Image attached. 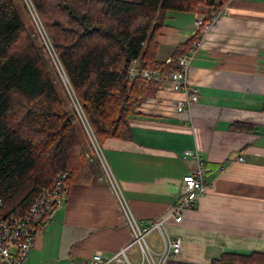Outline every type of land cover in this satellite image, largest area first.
Returning <instances> with one entry per match:
<instances>
[{"label":"crops","instance_id":"obj_1","mask_svg":"<svg viewBox=\"0 0 264 264\" xmlns=\"http://www.w3.org/2000/svg\"><path fill=\"white\" fill-rule=\"evenodd\" d=\"M226 5L228 11L213 19L189 67L188 81L199 99L179 110V100L187 96L162 79L156 93L128 118L131 137L103 142L131 210L143 224L168 211L191 167L202 162L208 169V189L184 219H171L163 231L148 236L156 251L163 250L166 237L182 239V251L164 264H212L224 252H255V261L237 264H264V0H228ZM204 14L196 12L177 25L166 18L157 58L170 61ZM237 122L256 129L236 131ZM132 236L103 174L88 183L69 182L63 205L35 235L21 264H86L95 251L112 255ZM140 261V249L132 245L128 261L110 264Z\"/></svg>","mask_w":264,"mask_h":264},{"label":"trees","instance_id":"obj_2","mask_svg":"<svg viewBox=\"0 0 264 264\" xmlns=\"http://www.w3.org/2000/svg\"><path fill=\"white\" fill-rule=\"evenodd\" d=\"M227 1L31 0L102 144L111 136L131 137L130 115L180 68L179 56L204 36L205 25ZM174 11L208 14L170 61L159 60L157 37ZM135 58L140 68H157L161 79L132 77ZM55 74L62 80L27 1L0 0V214L8 217L26 214L62 172L69 173L67 187L102 174L83 123L79 129L73 121V100L64 103ZM233 129L256 128L237 122ZM254 255L224 252L212 264L253 262Z\"/></svg>","mask_w":264,"mask_h":264},{"label":"built area","instance_id":"obj_3","mask_svg":"<svg viewBox=\"0 0 264 264\" xmlns=\"http://www.w3.org/2000/svg\"><path fill=\"white\" fill-rule=\"evenodd\" d=\"M226 9L218 11L217 15L224 14ZM213 18V19H214ZM203 22V17L197 19V25L200 26ZM211 22L205 25V33H208ZM205 36L195 42L189 52H185L178 58L180 68L168 74L167 78L173 87L181 90L187 96L186 99L179 100L178 109L182 110L189 106L191 102L199 99V93L195 86L188 81V71L190 64L196 57L199 49L203 45ZM133 64L130 67V75L132 77L138 74L148 79H161L160 71L157 68H143L136 65V58L133 59ZM60 76L67 87V90L80 113V117L84 118V111L81 103L77 99L74 91L70 87L68 76L60 65L58 67ZM164 79V78H162ZM90 131V130H89ZM93 141V148L98 153L101 167L105 166L106 180L110 183L111 188L117 196L121 208L127 215V223L130 226L133 236L132 240L121 247L112 255H105L102 251H95L86 264H110L112 261L126 262L128 261V250L132 245H137L141 252V261L139 264H164L169 257L179 255L182 251V239L180 237H166L163 250L156 251L149 243L148 236L155 230L163 231L165 224L169 220L181 222L185 217V211L195 204L198 198L208 189V183L205 180L207 172L206 166L201 162L195 167H191L190 171L185 173L181 182V192L176 201L169 207L168 211L154 220L143 224L131 210L119 182L110 166V163L103 153L102 144L98 143L94 133H90ZM100 152V153H99ZM186 155H196L198 153L191 150H186ZM239 160H244L240 155ZM67 177V173H61L59 180L51 189H46L42 192L39 199L26 214L22 216H11L0 214V256H2L6 264H21L28 252L31 250L35 235L40 233L49 222L53 219L58 209L63 205L66 197L67 189H64L63 180Z\"/></svg>","mask_w":264,"mask_h":264},{"label":"rangeland","instance_id":"obj_4","mask_svg":"<svg viewBox=\"0 0 264 264\" xmlns=\"http://www.w3.org/2000/svg\"><path fill=\"white\" fill-rule=\"evenodd\" d=\"M225 7H226V11H228L227 5ZM222 9H224V7ZM33 10H34V8H33ZM170 13L166 17L167 18V21L170 22V23H172V24H175V25L180 24V23H183V22H186L187 20H189L190 17L193 18V16L196 14V12H186V11H174V12H170ZM36 17L38 19L37 22L39 24H41L39 17L37 15H36ZM54 76H55V80H56L58 89L60 91V94H61V96H62V98L64 100V103L66 105H72L73 103H72V100L70 101L71 97H70V95L68 93V90L66 89L67 87L64 86L63 81L56 74ZM73 109L75 110V116L73 117L74 118L73 121H74V123H76V126L80 129L79 121H81L82 123H83V121H82V119L80 117V113H79V111H78V109L76 108L75 105H73ZM83 126H84V123H83ZM91 129L93 130L92 127H91ZM102 146H103V144H102ZM94 152L96 153L95 149H94ZM103 153L105 154V150L104 149H103ZM96 154L98 155V153H96ZM102 174H103V177L105 179L106 178V169H105V166L103 167V165H102Z\"/></svg>","mask_w":264,"mask_h":264},{"label":"bare ground","instance_id":"obj_5","mask_svg":"<svg viewBox=\"0 0 264 264\" xmlns=\"http://www.w3.org/2000/svg\"><path fill=\"white\" fill-rule=\"evenodd\" d=\"M26 1H27V3H28L29 8L31 9V11H32V13H33L35 19L38 20L37 17H36L35 8H34L32 2H31V0H26ZM31 6L34 8V10H33V8H32ZM212 18H213V17H212ZM40 22H41V21H40ZM38 26H39V29L42 31L43 39H44V41H45L46 44H47V48H48V50H49V52H50V55L52 56L54 62H55L56 65H57V67H59V66H60V61L58 60V57H57L58 55H57V53H56L54 47L52 46V44L50 43V40H49L48 37L46 36V32L42 29V25L38 23ZM132 64H133V63H132ZM132 64H131V65H132ZM136 65L139 66V59H136ZM83 117H84V118H81V119H82V121H83V123H84L85 129H86V131H87L88 137H89L90 142H91V145L93 146L94 143H93V141H92V139H91V137H90V133H94L97 142L100 143L99 140L97 139V136H96L95 132L91 129V125H90V123H89V121H88V119H87L85 113H84V116H83ZM89 130H90V131H89ZM100 144H101V143H100ZM62 173H67V176L69 175V173H68L67 171L62 172ZM60 175H61V174H60ZM66 178H67V177H66ZM66 178H65V179H62V180H63V186H64V189H67ZM59 179H61V178L59 177L57 180H59ZM57 180L55 181V183L57 182ZM55 183H54V185H55ZM54 185H53V186H54ZM53 186H52V187H53ZM52 187H51V188H52ZM51 188H50V189H51ZM45 190H46V189H45ZM43 191H44V190H43ZM43 191H42V192H43ZM42 192L40 193V195L42 194ZM40 195H39V197H40ZM39 197L37 198V200L39 199ZM37 200L35 201V203L37 202ZM35 203L33 204V206H35ZM1 206H2V204L0 203V207H1ZM33 206H32V207H33ZM32 207H31V208H32ZM3 215H5V214L3 213ZM6 216H8V215H6ZM0 258H1V260L3 261V263L6 264V263L4 262L2 256H0Z\"/></svg>","mask_w":264,"mask_h":264}]
</instances>
